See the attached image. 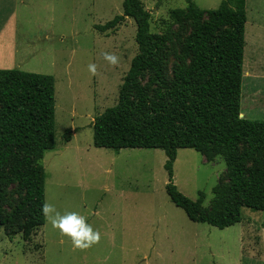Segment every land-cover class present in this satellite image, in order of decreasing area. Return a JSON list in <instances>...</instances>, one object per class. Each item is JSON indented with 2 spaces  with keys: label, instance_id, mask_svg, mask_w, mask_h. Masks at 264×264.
<instances>
[{
  "label": "rangeland",
  "instance_id": "obj_1",
  "mask_svg": "<svg viewBox=\"0 0 264 264\" xmlns=\"http://www.w3.org/2000/svg\"><path fill=\"white\" fill-rule=\"evenodd\" d=\"M189 1L215 10L223 0ZM140 2L150 14V31L163 34L172 24L170 12L185 9L188 0ZM16 4L12 34L0 38L1 64L5 70L47 75L55 82V148L42 160L44 203L54 209L50 217H83L99 239L86 248L74 247L46 217L28 240L21 234L8 237L0 227V264H264V213L242 208L241 222L223 230L191 222L165 193L163 151L116 153L93 147V121L117 105L130 62L138 55L132 19L113 32L98 34L96 29L121 16L124 1ZM245 10L240 117L264 121V0H245ZM89 65L95 66L94 74ZM225 171L222 158L181 149L173 164V184L199 201L205 215L220 216L222 205L210 202Z\"/></svg>",
  "mask_w": 264,
  "mask_h": 264
},
{
  "label": "trees",
  "instance_id": "obj_2",
  "mask_svg": "<svg viewBox=\"0 0 264 264\" xmlns=\"http://www.w3.org/2000/svg\"><path fill=\"white\" fill-rule=\"evenodd\" d=\"M123 1L124 13L98 30L113 32L132 19L138 55L117 105L93 121V147L163 151L165 193L191 222L223 230L241 222L242 208L264 213V121L240 117L245 0H223L215 10L188 0L170 12L163 34L150 31L140 0ZM54 93L51 76L0 70V227L8 237L28 240L45 224L42 160L55 148ZM181 149L222 158L225 175L210 202L222 205L220 216L205 215L173 184Z\"/></svg>",
  "mask_w": 264,
  "mask_h": 264
},
{
  "label": "clouds",
  "instance_id": "obj_3",
  "mask_svg": "<svg viewBox=\"0 0 264 264\" xmlns=\"http://www.w3.org/2000/svg\"><path fill=\"white\" fill-rule=\"evenodd\" d=\"M105 59L113 64L116 62V58L108 54H105ZM89 71L94 74L95 66L89 65ZM41 212L46 218H50L53 228L59 229L61 235H67L71 239L74 247L86 248L99 239L98 233L94 232L91 226L85 223L84 218L76 213L63 216L55 213L54 216L50 217V214L54 213V209L50 204H44Z\"/></svg>",
  "mask_w": 264,
  "mask_h": 264
},
{
  "label": "crops",
  "instance_id": "obj_4",
  "mask_svg": "<svg viewBox=\"0 0 264 264\" xmlns=\"http://www.w3.org/2000/svg\"><path fill=\"white\" fill-rule=\"evenodd\" d=\"M16 2H17V0H0V38H1V40L3 39V37L7 36V34L8 35L12 34V33H10L11 28H10L9 24L12 23V25H13L14 20H15V12H16V5H17ZM96 29H97V32L99 34L98 27ZM13 30H14V28H12V31ZM8 52H9V50H8ZM2 59H3V57L2 58L0 57V68H1L0 70H5L4 67H6V66L1 64ZM10 70H12V69H10ZM241 117H243L242 114H241Z\"/></svg>",
  "mask_w": 264,
  "mask_h": 264
},
{
  "label": "water",
  "instance_id": "obj_5",
  "mask_svg": "<svg viewBox=\"0 0 264 264\" xmlns=\"http://www.w3.org/2000/svg\"><path fill=\"white\" fill-rule=\"evenodd\" d=\"M242 118V117H241Z\"/></svg>",
  "mask_w": 264,
  "mask_h": 264
}]
</instances>
